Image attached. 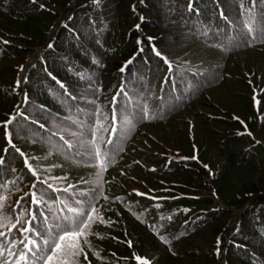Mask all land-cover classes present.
I'll return each instance as SVG.
<instances>
[{"label": "trees", "instance_id": "1", "mask_svg": "<svg viewBox=\"0 0 264 264\" xmlns=\"http://www.w3.org/2000/svg\"><path fill=\"white\" fill-rule=\"evenodd\" d=\"M261 15L264 0H191V7L189 0H0V122L20 113L10 125L13 143L38 158L30 163L47 169L41 175H66L73 184L90 177L91 169L77 167L71 153L56 146L63 135L79 147V130L99 116L96 105L110 113L115 95L117 111L127 105L134 117L130 129L113 135L122 151L105 172L109 203L100 207L115 223L93 226L102 238L90 235L88 242L101 260L89 253L91 264H135L133 253L153 264H264V116L257 117L264 104L252 101L253 88L264 101V41L247 46L241 40L250 16ZM153 48L169 60L171 72ZM101 124L109 121L101 118ZM4 147L0 123V154ZM6 161L0 194L11 212L33 178L14 150ZM21 175L20 192L5 193V181L11 188ZM133 189L165 199L136 197ZM57 196L67 198L51 193ZM117 196L145 223L113 203ZM9 254L5 249L0 259Z\"/></svg>", "mask_w": 264, "mask_h": 264}, {"label": "snow or ice", "instance_id": "2", "mask_svg": "<svg viewBox=\"0 0 264 264\" xmlns=\"http://www.w3.org/2000/svg\"><path fill=\"white\" fill-rule=\"evenodd\" d=\"M32 2L35 3L36 0H32ZM92 2L95 4L98 3V0H92ZM142 2L143 0H141ZM252 2L254 4L255 0H252ZM40 7L43 8L44 5L41 4ZM189 7H191V0H189ZM243 28L245 31L241 36V40L247 46H251V43L256 40L264 41V15L259 18L250 16L249 21L243 25ZM152 39V37H148L149 42ZM2 43L7 44L8 42L2 41ZM137 44H140L139 39H137ZM212 46L216 47L217 45L213 44ZM48 47L51 48L52 45L49 44ZM153 52L168 66V71L171 72L172 65L169 60L155 48H153ZM130 63H132L131 59L126 61L119 68V71L124 72L125 67ZM245 75L249 76L251 74L245 73ZM248 82L251 84L250 79ZM57 83L59 84V81ZM19 85L20 81L17 80L16 87H19ZM59 87L62 89L64 85L59 84ZM95 91L98 92L100 89L97 88ZM118 91L122 93L123 89ZM252 91L253 106L257 107L258 104H264V101H257L256 89L253 88ZM13 92H15V88H13ZM24 101L27 103L26 95ZM111 103L113 109L108 114L102 113L100 106L96 105L95 112L99 113V116L94 123L89 119L87 129L82 128L79 130V147L70 142L65 136L61 135L59 137V141L62 143L56 146L57 150H62L65 154L71 153L72 160L77 167L82 165L92 170L89 178L80 177L76 184L68 182L66 175H41L42 172L46 173L47 169H40L38 165L33 166L30 163V160L35 161L38 158L27 155L15 146L10 125L16 116L20 115L19 112H16L15 116L9 114L6 120L0 122L2 123L3 141L5 143V147L2 149L3 154H0V168L5 166L6 156L9 149H12L22 158L23 169H26L27 173L33 178L31 184L11 205V212L4 211L6 194H0V241L3 242L0 244V256L3 255L5 249L10 250L7 259H0V264H91L89 253L96 260H101L98 252L93 250L89 244L88 237L96 235L98 239L102 238L93 232L94 225L109 227L115 223L112 220H105L101 215L100 202L103 201L105 208L109 203V196L105 194V186L109 183L105 179V172L111 164L115 163L117 153L122 151V149L115 146L113 135H122L123 131L126 128L130 129L134 123V117L130 119L132 113L128 112L127 105L119 106V111H117V96L112 97ZM141 111L143 118L146 119L148 117L147 110L143 109ZM258 116H264V112H258ZM101 118L109 121L107 127L102 126ZM232 119L236 120L238 118L233 116ZM118 122L119 127L117 126ZM41 127L43 126L41 125ZM104 133H107V136ZM245 134L252 136V133L247 130H245ZM52 135L55 136L56 133L53 132ZM71 135L76 136V133L73 132ZM237 135H240V133H237ZM255 142L260 143L259 140ZM181 159L186 158L181 157ZM192 159H195V157H192ZM51 167H60V165L53 164ZM204 167L207 168V165H204ZM12 171L15 172V169ZM149 171H155V169ZM120 175H124L123 171L120 172ZM23 179L24 177L21 175L17 180L11 181V188L7 187L9 182L5 181V193L10 191L20 192ZM52 181L62 182L66 184V187L56 186ZM70 190L71 194L68 195ZM151 191L149 189V192ZM51 193H63L67 198L57 196L53 199ZM132 194L136 197L146 196L150 200L165 199L147 196L146 193L135 189H133ZM213 196H215V193H213ZM112 202L124 207L125 211L132 214L141 224L145 223L143 219L136 215L132 205L127 203L124 197H114ZM53 204L55 205V211H52ZM41 207H49L50 210L47 214L44 212L37 214V209ZM156 207H159V205H156ZM183 211L186 212L187 209ZM115 215L119 216L120 213L116 212ZM160 219H171V217L161 216ZM14 229L18 233V237L13 236ZM148 230L156 236L161 244L169 246L170 242L168 240L157 235L155 225H149ZM111 239L115 241L116 237L113 236ZM127 246L132 248L131 241L127 242ZM168 251L175 255L170 246ZM215 254L219 256V238H217ZM131 259L135 261V264H153L151 259L141 257L135 253L131 255ZM116 264H119L118 260Z\"/></svg>", "mask_w": 264, "mask_h": 264}, {"label": "rangeland", "instance_id": "3", "mask_svg": "<svg viewBox=\"0 0 264 264\" xmlns=\"http://www.w3.org/2000/svg\"><path fill=\"white\" fill-rule=\"evenodd\" d=\"M37 54H38V52H36ZM25 67V66H24ZM25 70V69H24ZM224 110H226V108L224 109ZM257 117L259 118V122H261L262 121V116H258V113H257ZM182 160H184V159H182ZM211 197H213V196H211ZM214 199H215V197H213ZM216 200V202H218L217 201V199H215ZM218 205L221 207L222 205L220 204V203H218ZM4 257V255L1 257V258H3Z\"/></svg>", "mask_w": 264, "mask_h": 264}]
</instances>
